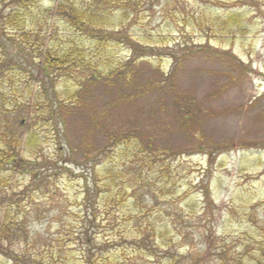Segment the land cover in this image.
I'll return each instance as SVG.
<instances>
[{
  "label": "rangeland",
  "instance_id": "obj_1",
  "mask_svg": "<svg viewBox=\"0 0 264 264\" xmlns=\"http://www.w3.org/2000/svg\"><path fill=\"white\" fill-rule=\"evenodd\" d=\"M142 1L144 5L124 20L122 33L140 47L159 44L163 48L156 47L162 49L158 56L141 58L129 67L133 50L119 33L95 46L96 41L64 24L56 26L59 0L39 1L40 8L52 11L43 56L54 42L74 40L86 48L87 61L100 64V79L92 80V72L86 69L83 73L76 70L71 77L63 74L54 79L52 88L50 81L42 79L43 58L32 69V89L27 81L29 70L11 68L10 62V71L0 76V147L9 132L22 138L8 193L18 184L17 192L24 191V197L16 200L22 231L11 249L34 256H56L64 249L72 252L70 264H80L84 247L79 235L89 212L80 199L76 165L84 151L101 150L106 133L117 130L137 131L160 146H190L191 132L180 112L183 103L177 100L181 92L208 111L191 129L200 130L211 145H232L234 150L216 161L203 154L179 158L174 164L179 167L174 174L175 195L155 199L153 194H144L143 204L152 214L155 228L172 244V254L152 248L157 256L151 257L148 252L140 255L125 247L127 264H256L257 259L264 264V0ZM203 13L221 19L238 17L240 27L233 26L237 21L222 30L204 21L197 23ZM114 14L119 24L123 13L115 10ZM15 35L4 32L5 39ZM189 48H195L197 54L184 57ZM206 48L219 54L203 50ZM7 50L17 53L14 46ZM170 55L179 60L171 80ZM16 60L18 65L31 66L22 57ZM110 71L122 74L111 75ZM69 94L75 96L67 102ZM50 98V111L59 112L54 115L57 126L51 120L44 125L35 111L36 104L43 105L41 115L48 111L45 106ZM31 128H44L46 141L36 152H40L42 164L53 165L44 167L38 184H31L29 174H19ZM64 149L74 154L69 172L62 169V162L57 163L66 153ZM107 226L104 221V231ZM0 263L11 264L2 256Z\"/></svg>",
  "mask_w": 264,
  "mask_h": 264
},
{
  "label": "trees",
  "instance_id": "obj_2",
  "mask_svg": "<svg viewBox=\"0 0 264 264\" xmlns=\"http://www.w3.org/2000/svg\"><path fill=\"white\" fill-rule=\"evenodd\" d=\"M39 1L0 0V39H3L0 40L2 50L0 76L10 71L8 68L10 62L11 68L17 67L23 69L24 72L29 70L31 77L27 78V81L31 85L34 80L32 69L38 67L36 62L43 58L42 79L50 81L52 88L56 86L54 79L57 80L63 74L71 77L76 70L81 73L85 69L92 72L91 79L98 82L100 77H98L97 68L100 64L93 66L91 61H87L86 48L79 47L74 40L65 44L54 42L43 56L46 43L44 33L49 30L52 11L48 8H40ZM141 5H144L142 0H59L55 16L58 22L56 26L64 24L74 33L96 41L95 46H98L102 40L115 39L117 36L115 33H119L130 50H133L127 64L129 67L141 58L158 56L162 50L158 48H163L159 44H150L148 49L145 46L140 47L139 43L138 45L132 43L131 37L123 35L124 20L128 19ZM115 10L123 13L119 18V24L116 23ZM228 16L226 19H221L213 17L212 14L206 16L203 13L197 23L204 21L219 30L231 28V24L239 18ZM233 26L240 27L238 21ZM117 28H119L118 31H116ZM6 31L16 33V35L5 39L4 32ZM19 33L20 37L17 35ZM8 46H14L17 53L9 52ZM203 50L219 54L209 48ZM197 52L195 48H189L184 57H191ZM166 56L169 57L167 53ZM170 56L172 69L169 71V80L172 79L173 69L179 61L175 55ZM21 57L27 64H31L30 68L18 65L16 58ZM110 74L121 75L122 73L110 71ZM11 78L13 79L12 76ZM12 79L10 82L13 86ZM31 89L29 88V97L32 95ZM43 94L46 95L44 91ZM73 96L75 94H69L67 102L73 101ZM177 100L183 103L180 112L184 117L183 121L186 123L189 134L191 132L193 140L190 146L183 148L160 146L150 138L144 139V134L137 131L134 133L117 130L106 133V143L101 150L95 153L84 151L82 161L76 165L77 177L81 185L80 199L86 211L89 212L88 219L82 222V231L79 235V241L84 247L81 251L80 264H127L126 258L129 254L125 247H130L134 253L139 251L140 255L148 252L151 257L157 256L153 249L161 250L164 255H171L172 244L165 240V233L155 228L156 224L152 220V214H149V209L143 204L144 194H153L155 199H160L159 195L164 198H172L175 195L177 182L174 174L179 167L175 168L174 164L179 158L203 154L216 161L219 156L234 150L232 145H211L205 140L200 130L191 129L192 124L199 122L198 119L208 113L195 102L191 95L179 92ZM36 101L39 102L40 99L37 98ZM46 103L45 107H48V111L42 115L43 105L39 107L36 104L35 111L38 113V118L41 117L44 125L51 120L54 122L53 125L57 126L54 115H58L59 112L50 111L53 107L51 98L47 99ZM41 129L42 131L38 128H31L24 144L26 152L21 161L19 174H29L32 179L31 184L34 182L38 184L36 180L40 179L39 176L46 169L44 167H53L47 161L42 164L40 152H36L46 141L43 138L44 128ZM21 139L9 132L4 137L3 147H0V257L6 258L11 264H70L72 252L64 249H59L55 253L56 256L51 253H47L46 256L45 253L37 256L21 255L11 249L22 231L19 220L20 208L16 200L24 197V191L17 192L16 188L20 185L18 184L11 194H8L16 174L15 165L19 157ZM72 156L74 157L73 153L63 152L57 162H62V169L66 172L70 170L67 166L69 162H73L71 161ZM102 215L104 218L100 220ZM104 221L108 223V231L102 228ZM156 240L157 244H155ZM170 259L173 260V257ZM202 262L205 263L204 260ZM174 264L180 263L175 262ZM256 264L262 263L257 259Z\"/></svg>",
  "mask_w": 264,
  "mask_h": 264
}]
</instances>
